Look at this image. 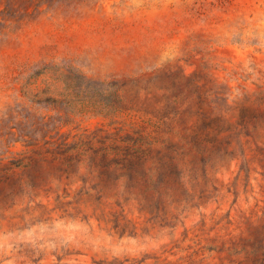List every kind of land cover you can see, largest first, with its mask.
Returning <instances> with one entry per match:
<instances>
[{"label":"rangeland","instance_id":"374dc122","mask_svg":"<svg viewBox=\"0 0 264 264\" xmlns=\"http://www.w3.org/2000/svg\"><path fill=\"white\" fill-rule=\"evenodd\" d=\"M0 264H264V0H0Z\"/></svg>","mask_w":264,"mask_h":264},{"label":"trees","instance_id":"16d2710c","mask_svg":"<svg viewBox=\"0 0 264 264\" xmlns=\"http://www.w3.org/2000/svg\"><path fill=\"white\" fill-rule=\"evenodd\" d=\"M70 73L72 74V77H74L75 79H77V80H84L82 77H80V75H78V74H76L74 72H70ZM111 84H112V87L114 89H118V86L116 85V83L112 82Z\"/></svg>","mask_w":264,"mask_h":264}]
</instances>
